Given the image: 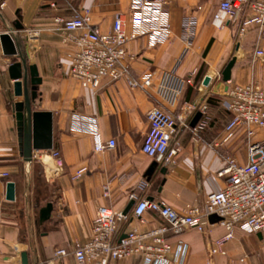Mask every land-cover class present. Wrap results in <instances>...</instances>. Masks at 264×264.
Wrapping results in <instances>:
<instances>
[{"label":"crops","instance_id":"crops-1","mask_svg":"<svg viewBox=\"0 0 264 264\" xmlns=\"http://www.w3.org/2000/svg\"><path fill=\"white\" fill-rule=\"evenodd\" d=\"M132 1L0 0V33L6 32L7 25L20 22L23 29L18 35L26 43L29 65L37 67L42 80L35 110L51 112L54 118L53 150L35 152L33 161L26 162L14 112V104L23 98L14 95L8 74L18 59L5 57L0 45V170L10 174L8 181L0 180V264H22L24 253L29 264H77L71 254L76 245L91 237L101 207L125 212L135 194L186 214L189 207L204 208L209 195L225 187L219 173L227 159L241 165L248 162L244 132L237 130L229 140L225 132L231 120L225 106L227 91L249 84L264 89V56H256L257 51L264 53V27L244 25L252 16L247 6L238 19L218 29L212 23L213 15L225 0H165L172 31L169 40L152 45L146 36L127 44L129 77L152 74L149 90L131 88L126 77L105 81L98 91H92L69 76L74 47L58 20L89 12L91 24L109 33L116 15L130 18ZM189 18L195 23L191 45L182 39V25ZM127 29L134 31L130 24ZM233 58L231 80L224 83L222 72ZM171 72L187 82L174 106L156 94L163 74ZM207 77L210 83L205 86ZM193 105H205L208 111L204 115ZM155 107L182 115L188 126L179 132L180 153L169 164L142 152L149 131L147 114ZM198 113L202 118L196 135L191 124ZM74 115L96 120L103 140L116 141V147L95 153L92 135L74 129ZM254 141L264 142V129L256 131ZM53 152L60 154L59 159ZM156 161L159 166L149 180L146 174ZM164 168L166 174L161 173ZM82 169L86 172L76 178ZM8 183L15 184L14 201L7 199ZM49 203L54 207L51 218L41 224L40 210ZM135 205L121 227L122 234L131 230L146 233L164 223L152 212L142 220L134 219ZM225 234V228L215 223L204 233L187 230L170 240L188 246L185 264H264L261 235L241 228L235 229L227 243L226 255L212 254L211 247ZM59 250L70 255L57 256ZM111 264H143V257L135 255Z\"/></svg>","mask_w":264,"mask_h":264},{"label":"built area","instance_id":"built-area-1","mask_svg":"<svg viewBox=\"0 0 264 264\" xmlns=\"http://www.w3.org/2000/svg\"><path fill=\"white\" fill-rule=\"evenodd\" d=\"M247 6L252 16L244 25L256 24L264 27V0H225L213 15L212 23L222 29L225 25L239 18ZM130 18L122 14L115 17L109 33H102L91 24L89 12L77 14L70 20L59 19L64 31L69 33L74 47L69 76L82 87L98 91L105 81L117 82L129 77L126 64L127 44L140 37H150L152 45H159L171 36L170 14L165 0H133ZM132 25L134 31L127 27ZM194 20L186 19L182 25V39L191 45L194 38ZM87 30L82 35L78 31ZM2 33H0L1 35ZM263 57L262 51L256 52ZM133 89L149 90L153 87V75L146 74L139 79H128ZM186 80L175 73H165L157 84L156 94L167 104L174 106L186 88ZM226 109L231 120L226 126V140L232 138L237 130H242L247 139L248 162L241 165L236 159L229 158L219 176L225 179V187L209 195L204 208L189 207L186 214L147 198L136 202L132 217L142 220L148 212L155 213L164 223L156 228L140 233L131 230L122 234L121 227L129 221L124 211H114L101 207L93 222L91 237L76 245L71 254L77 264H111L126 258L141 255L143 264H185L188 246L173 243L171 236H178L187 230L204 233L210 226L209 218L218 216L219 225L226 234L217 239L211 247L212 254L226 255V245L233 239L236 228L247 233L259 234L264 241V142H256V131L264 129V89L256 84L232 86L226 93ZM193 105V109H197ZM206 114L208 107H198ZM149 131L142 146V152L149 158L172 163L180 153L179 132L188 126L182 115L175 116L161 107H155L147 114ZM74 129L89 133L93 138L95 153H103L116 147V141L105 142L99 132L96 120H88L82 115H74ZM199 128H193L198 134ZM52 156L59 159L60 154ZM85 169L78 171L76 178H81ZM10 174L0 170V180L8 181ZM125 236V238H122ZM57 256H69L66 250H59Z\"/></svg>","mask_w":264,"mask_h":264},{"label":"water","instance_id":"water-1","mask_svg":"<svg viewBox=\"0 0 264 264\" xmlns=\"http://www.w3.org/2000/svg\"><path fill=\"white\" fill-rule=\"evenodd\" d=\"M23 29L20 22L14 23L13 26H6V32L0 35V45L5 57H15L18 62L12 63L8 68V74L14 83V95L17 98H23L22 101L14 104L15 118L17 121V131L20 144L21 156L28 163L33 161L35 152H49L54 147V118L51 112L36 111L35 107L39 98L38 88L42 83L39 78L37 67L29 65V56L27 53L26 43L20 38L18 32ZM236 63L233 58L222 72L224 83L231 80L232 69ZM210 78L207 77L204 85L208 86ZM202 118L198 113L194 118L191 127L195 128ZM159 163L156 161L148 170L146 176L150 180L157 170ZM167 169L161 170L166 174ZM7 199L15 200V184L8 183ZM135 202L132 201L128 209L124 212L128 214ZM53 204L49 203L40 210L39 221L41 224L47 222L53 212ZM221 219L213 215L209 218L211 224L219 223ZM122 238H125L123 236ZM22 264H29L28 255H22Z\"/></svg>","mask_w":264,"mask_h":264}]
</instances>
